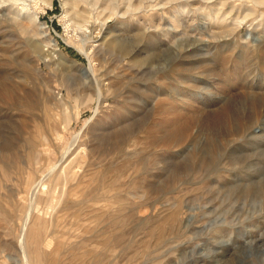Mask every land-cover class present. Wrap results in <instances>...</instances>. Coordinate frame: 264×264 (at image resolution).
<instances>
[{
    "label": "rangeland",
    "instance_id": "obj_1",
    "mask_svg": "<svg viewBox=\"0 0 264 264\" xmlns=\"http://www.w3.org/2000/svg\"><path fill=\"white\" fill-rule=\"evenodd\" d=\"M257 1L0 0V264H264Z\"/></svg>",
    "mask_w": 264,
    "mask_h": 264
},
{
    "label": "bare ground",
    "instance_id": "obj_2",
    "mask_svg": "<svg viewBox=\"0 0 264 264\" xmlns=\"http://www.w3.org/2000/svg\"><path fill=\"white\" fill-rule=\"evenodd\" d=\"M17 1V0H16ZM258 3H260V4H264V1H262V2H260V1H257ZM77 45H78V49L87 57V59H88V61H89V63H90V70H92V66H93V59H92V57H91V50L89 49V48H87V47H85L86 45L84 44V42H79V43H77ZM98 97H97V103H98V107H97V109L99 108V106H101L100 104H101V102H102V100H103V98H102V96H101V92H99L98 91ZM177 132H179L178 130H177ZM177 132H175L176 134H178ZM174 133V134H175ZM171 135V134H170ZM176 138H178V136L176 137ZM76 139V138H75ZM74 143V142H73ZM63 172V171H62ZM68 173H66V176H65V178H64V180L66 181V182H68V180H70L71 178H70V176H68L67 175ZM37 188V187H36ZM36 191H37V189H36ZM34 194H35V192H34ZM26 228H27V226H26Z\"/></svg>",
    "mask_w": 264,
    "mask_h": 264
}]
</instances>
